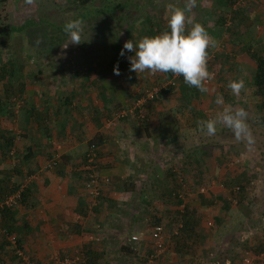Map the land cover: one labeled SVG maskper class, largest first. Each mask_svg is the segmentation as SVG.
<instances>
[{"label": "rangeland", "instance_id": "rangeland-1", "mask_svg": "<svg viewBox=\"0 0 264 264\" xmlns=\"http://www.w3.org/2000/svg\"><path fill=\"white\" fill-rule=\"evenodd\" d=\"M20 1L21 5H16V14L11 9L12 6L7 2H5L4 5H0V25L13 29L14 27H19L26 21L30 23L28 27L24 28L21 32L0 35V72L2 71L5 73L4 79L0 80V92L3 91V83L11 81L13 78H19V75L14 74L9 77V69L15 73V70H17L15 67L18 65L17 62L20 61L19 58L17 60L14 58L13 54L17 52L30 53L32 55L30 60L25 61L26 64L23 63V67H39L42 69L44 66H50L56 68L58 66L57 62H60L53 57L56 52L63 54V65L66 68L74 66L76 61L81 62V65H84V62L87 66V59L75 58V53H81L80 51L86 49V44L74 45L70 43L71 41L66 40L59 45L57 41V38L61 39L60 36L63 35L57 27L62 26L69 20L75 19V13H78L77 11H69L72 6L71 0H35V3L31 6L25 5L23 0ZM210 2L211 0H197V6L192 9L189 16L194 22L203 25L213 38L214 46L208 50V70L214 73V79L211 80L210 84L207 86L208 92L200 93L198 91L199 94L194 103L195 109L193 112L188 109L187 105H183V103L178 100L177 88L180 84L178 80L175 86L171 87L168 92L162 95L167 102L165 106L168 112L167 114L170 117V119L166 121V126L169 128L168 130L170 134L172 133L173 137L170 138L169 135L166 136V139L154 141L152 144L150 141V144L151 148L154 147L157 148V150H163L164 148L167 151V156L163 154L156 155L155 159L152 158L154 162L156 161L154 165L157 164L163 170H167V165L173 169L180 170L185 160L183 154L187 150L192 149V145L198 143V151L193 153L196 155H193L190 159L192 169H199L200 173H206V175L209 176L208 182H198L192 173L186 175L187 177L183 182L186 189H184V191L179 189L178 191L183 202L186 204L194 205L198 203V206H196L200 210V217L203 224L202 228L205 230L204 234L206 236L205 241L212 243V245H209L210 249H208V252L211 253L210 258L218 262L220 258L218 253L214 251L213 245L218 246L223 243L217 241L216 238L219 237L221 240L225 237L227 232L233 231L234 233H238L239 237L241 236V238H244L243 240H250V242L252 240L254 244V241L262 238L261 236L264 230V117L258 106L260 105V98L255 95L252 87L254 67L251 63L248 64L249 57L243 50L244 48L241 46L240 42L242 41L241 38L246 40L253 39L252 49L257 47L264 50V0H242L245 4L244 16L248 29L246 30L247 27L245 26H243L244 29H241L239 26L237 27L234 20V22L232 21V26H230L232 27V32L227 30V28L230 27H223L222 22L219 20V18L223 19L224 17L229 19V15L226 12L223 14L213 12L209 4ZM184 3L185 0H141L137 3L138 7L132 9L130 17L125 16L123 12L119 11L115 13L114 17L104 20L105 22L99 19L98 24L100 26L92 31H99L100 34L106 33L110 35V37H108L109 39L112 38L111 36H115L113 37L114 41L111 43L112 46L108 49L109 51L107 50L113 58L107 60L104 58L103 54L102 57L99 56L93 59L92 62L95 63V65L96 63L98 65L105 64L106 62L107 64L110 63L113 67L118 65V68L121 69L122 79L129 77L133 72L129 71L130 63L128 57L133 56L134 52L126 51L123 57L119 55L125 42L132 39L134 40V36L141 33L144 36H148V32L145 30L148 22L151 23L155 35L158 33H156L158 28L168 29L167 20L169 10L167 6L169 4H174L182 8ZM256 20L259 24H254ZM226 22L230 24V20ZM86 27L87 25L84 23V32L87 29ZM188 27H190V25ZM63 28L64 26L61 27L62 31ZM92 34L94 35V33ZM67 37L69 38V36ZM134 41H138V39ZM94 44L93 49H98L99 45L94 46ZM105 45L107 44H104V46ZM88 46L89 45H87V47ZM52 50L54 52H52ZM46 52H49L51 57H49L48 54L47 57L43 58ZM242 63L244 66H242ZM90 65H92V63H90ZM148 75V72L140 73L139 77L142 79L137 78V80L134 81L133 85H135V89H133L131 95L132 99L136 97L138 94L137 92L150 87L160 86L164 82V79H167L166 75L160 74L154 79ZM68 76L72 77V74L69 73ZM223 80H227V85L233 80H243L245 87L239 95H233L232 92H226L224 90ZM130 82L133 83V81ZM5 95L3 99L6 101L7 97L10 99L14 98L13 100L16 101H22L17 97L14 91H10L8 95ZM217 95H223L225 106L230 107L233 111L239 108L246 110L248 113L247 123L253 134L255 140L254 144L249 146L243 141H237L232 131L223 126H218L217 133L211 137L200 130L197 125L198 121L207 120L208 116L212 118L218 111L222 110L215 104ZM122 109L126 108L122 107ZM112 117H114V115ZM146 118L148 119V117ZM144 119V116L142 119L136 117L125 120V122L128 121V126L134 133L136 131L143 134L144 130H146L148 135L151 136V139L156 132L158 123L157 125L155 123L151 124V121L144 123ZM117 125H119V122H116L115 126ZM114 127L112 126V128ZM127 138V142L130 144L129 140L131 141L132 139L129 135H127L126 139ZM121 148L122 150L125 149L123 146ZM182 150H184L183 153ZM10 151L14 152V149ZM128 158L131 159V157ZM20 159V155H14L13 160L15 164H18L16 162L17 160L20 161ZM6 160H8V157H6L4 161ZM145 160L148 166V168H146L147 170L141 171L139 169V163L134 161L133 164H131L132 166H130L125 173H122L123 176L129 174L135 176L137 179L136 186L134 185L136 190L135 193L128 194L127 197V200H131V203H129L127 207H123V210L129 215V223L132 221L134 224L131 225L130 230H123V232L119 234L118 239L114 237L116 246H120L129 239L133 242V246H136L135 248L137 251L135 255L132 256L124 255L126 259H124L122 263L143 264L147 250L152 249L150 242L152 226H150L149 223H152V217L156 216L162 219L161 223L164 225L163 228L166 236L164 252L157 256L154 264H188L189 259H184L182 256L183 253L185 251H192V253H195V250L199 253L203 245H198V241L192 246L188 243H177L174 240L173 237L178 227V225L174 223L177 221V217L174 216V211L177 207L168 204L170 200L165 202L168 198H171V195L167 193L168 186L166 185L169 179L165 176V171H160L159 175L162 176L163 174L166 178L159 179V177H157L156 179H148V177L151 176L150 171L153 169H151L149 164V156H146ZM4 163L11 166L10 162ZM243 170L248 173L250 178L255 176L254 179H252V184L249 185L250 190L248 191L246 199L249 201L244 204L251 213L246 219L243 218L239 205L229 200L220 201L222 196L224 198H229L228 192L230 190L227 189L226 186H223V184L228 183L226 178L231 179L235 174ZM147 174L148 176H146ZM27 175L28 174L24 175L22 173L20 176L22 181L25 178L27 179ZM77 176L80 177L79 175ZM8 186V183L3 182L0 186V190L3 195L9 197L11 194ZM129 189L131 188L129 187ZM201 189L203 192L200 191ZM141 191L142 193H140ZM210 202L211 205H208ZM133 237L139 238L140 241L134 242V240H132ZM230 237H233V235L229 234V239L227 238L230 242L236 240V238L230 239ZM105 238L108 237L104 234L100 237L98 243L102 244ZM239 243L240 242L237 241V244ZM185 248L187 250H185ZM246 249L247 248H244V250ZM177 250H179V252ZM178 253L179 257H176ZM203 255L206 256L205 250L203 251ZM4 257L8 258V256ZM195 259L196 258L192 260L191 264H209L208 260L198 261V259H196L195 261ZM14 260L15 259H13V261ZM238 261L239 263H243L241 258H239ZM254 263L255 262H253V264Z\"/></svg>", "mask_w": 264, "mask_h": 264}, {"label": "crops", "instance_id": "crops-1", "mask_svg": "<svg viewBox=\"0 0 264 264\" xmlns=\"http://www.w3.org/2000/svg\"><path fill=\"white\" fill-rule=\"evenodd\" d=\"M6 2L12 6L11 9L16 14V5H21V1L7 0ZM97 6L96 3L91 4V9ZM60 37L61 39L57 38V41H70V37L64 38L62 35ZM108 37L110 35L100 34L99 31L83 32L80 44L91 43V47L86 46V49L80 51L81 53H75V58L87 59V66L84 62V65H81V62L76 61L74 66L66 68L63 65V54L56 52L55 56L52 55L60 61L57 62L56 68L23 67V63L26 64L25 61L30 60L32 55L24 52L13 54L14 58L16 60L19 58L20 61L17 62L15 73L9 69V77L14 74L19 75V78L6 82L9 87L7 93L2 84L0 102H6L3 98L10 91H14L22 101L7 97V103H9L7 107H0V137L2 135L11 137L13 146L11 149L20 156L25 154V148H30L34 154V164L32 166L27 163L19 164L18 160L16 162L18 164H15L14 158L4 161L5 158L1 156V152L6 150L0 151V186L3 182L8 183L9 192L16 189L13 194L19 190L22 192L24 188L28 190L22 203L10 209L11 218L4 219L0 214V230L10 226L13 232L11 236L16 239V247L22 256H17V249H14L11 244L0 240V264H52L56 257L65 254H78L85 260V264H123V260L126 259L123 254H119V246H116L114 237L118 239L123 230H130L131 225L134 224L132 221L129 223V215L123 210V207L129 205L126 203L129 193L103 186L100 197L96 199L88 197L82 182L76 179L79 175L81 158L88 141L96 134H100L102 145L99 148V175L111 178L120 175L125 177L126 175L123 176L122 172L125 173L134 161L139 163V169L143 171L148 168L146 156L151 157L152 154L167 156L164 148L157 150V148H151V144L154 141L166 139V136L170 135V138L173 136L172 133L165 131L166 121L170 117L167 114L165 106L167 102L163 96L161 100L148 105L143 115L140 114L145 118L144 123L149 121L152 122L151 124L158 123L151 139L146 130L143 134L130 130L128 121L125 122V120L136 118L135 116L119 121V125L114 128L105 126L106 121L116 111L122 107L127 108L132 103L134 81L141 78L140 74L133 72L129 77L122 79L120 68L119 75H116L110 63L95 65L92 62L103 54L107 60L113 58L108 49L112 46L115 36H111V39ZM142 37H144L142 33L135 35L134 40H140ZM96 41L100 45L104 43L108 46L101 45L98 49H93ZM48 54L49 52H46L43 58ZM49 57H51L50 54ZM250 63L254 67L253 61L248 59V64ZM242 66H244L243 63ZM253 69L255 71V67ZM69 73L72 77L68 76ZM226 81L223 80V88L226 92H231ZM125 135L126 137L129 135L132 139L129 140L130 144ZM116 143L125 149L117 148ZM52 153H58L61 156L58 167L52 171L43 172L41 167ZM3 161L10 162L11 166ZM166 167L170 168L168 165ZM28 169H34L35 172L32 174L34 176L31 180L25 178L26 180L22 181L20 176L22 173L26 175ZM158 169L166 171L158 166L155 172L159 171ZM157 177L166 178L163 174L160 176L157 173L148 179ZM168 183H166L167 186H169ZM227 200H229L228 197L222 196L220 201ZM228 233L233 235L230 239L236 238V240L233 242L227 240ZM104 234L108 238H105L102 244L98 243ZM243 239L233 231L227 232L221 240L219 237L216 238L223 243L218 246L213 245L214 251L220 258L218 262L210 258L211 253L208 249L212 243L209 241L202 249L200 248L199 253L194 249L195 253L185 251L182 256L184 259H189L188 264H191L194 258L198 261L208 260L209 264H243L239 263L238 259H242L245 252H248L253 259L252 264L253 262L264 264V251L255 257L248 249L253 245L252 240L250 242ZM237 241L240 243L237 244ZM246 247L247 249L244 250ZM204 250L206 256L203 255ZM176 257H179V253Z\"/></svg>", "mask_w": 264, "mask_h": 264}, {"label": "trees", "instance_id": "trees-1", "mask_svg": "<svg viewBox=\"0 0 264 264\" xmlns=\"http://www.w3.org/2000/svg\"><path fill=\"white\" fill-rule=\"evenodd\" d=\"M7 0H0V5H4L5 2ZM139 1L141 0H71L72 6L70 7L69 11H77L78 13L76 14V18L75 19H81L86 25H87V30H94L97 29V27H99L98 24V20L102 19L107 20L110 19L111 17L115 16L116 12H123L125 16H131V11L133 8L138 7ZM97 4V8L95 7V9H91V4ZM210 7L213 10V12H219V13H227L229 15V19H226L225 17L219 18V20L222 22L223 27H230L232 26L231 24L232 21L234 22L235 20V24L237 25V27L239 26L241 29H244L243 26L247 27L246 30L248 29V26L245 22V16H244V8H245V4L242 2V0H211L210 2ZM222 17V16H221ZM230 20V24L226 25V21ZM105 22V21H104ZM225 23V24H224ZM30 23L29 22H24L22 25H20L19 27H14L13 29H10L7 26H2L0 25V35H5L8 33H17V32H21L24 30V28L28 27ZM254 24H259V22L256 20L254 22ZM65 23L62 25L64 26ZM148 25V26H147ZM62 26H58L57 29L60 30L65 37H67L68 35L64 32V30H61ZM145 30L148 32V36H155L154 31L152 30V25L150 22H148L146 24V28ZM168 29L166 28H158L156 30L157 35L160 34L163 31H166ZM227 30L229 32H232V27L227 28ZM207 32L209 33V31L207 30ZM97 38V37H96ZM95 38V40H96ZM242 41L241 42V46L244 48L243 50L245 51V53L247 54V56L249 57V59H251L254 63V67H255V71L252 77V87L254 89V93L256 96H258L260 98V112L264 117V50L263 49H259L257 47H255L254 49H252L253 46V39H243L241 38ZM63 41H58V44L60 45V43H62ZM90 45L91 47V43L86 44ZM101 46L104 45V43H102L101 45L96 41L94 46ZM59 48V47H58ZM57 51V50H56ZM52 52H54L52 50ZM51 52V53H52ZM166 77L168 79H170L173 74L171 73H165ZM5 76L4 72H0V80H3ZM178 82H180L179 87L177 88V92H178V100L183 103V105H187L188 109H190L192 112L195 109V102L198 98V90L194 87H189L188 85H186L184 83L183 77L179 76L177 78ZM3 87H4V91L5 93H7V91H9V87L8 84L3 83ZM170 89V88H169ZM168 89V90H169ZM165 91L163 92L166 93L168 92ZM162 94V95H163ZM136 97L134 98V100L132 101L131 104H129V107H132ZM162 96L160 97L159 100H161ZM7 101L6 102H0V107L4 108L7 107ZM150 105L147 104L145 105V108ZM182 105V106H183ZM122 109V108H121ZM118 111H116L113 115H115ZM112 115V116H113ZM135 117L138 118V111H135L133 114ZM133 115H127L125 118H121L118 120L122 121L125 119L130 118V116ZM110 117V119H108L107 121H111L113 117ZM138 119H142V118H138ZM208 119V117H207ZM106 121V122H107ZM256 122H259L258 120H255ZM106 124V123H105ZM116 124V123H115ZM115 126V125H114ZM113 126V127H114ZM112 128V127H111ZM169 128H165V131L169 132L168 130ZM174 130V129H173ZM53 142L55 140H52ZM101 135L100 134H96L90 141H88L87 146H86V150L81 158L80 161V168L78 169V173L80 177H76V179L80 180L81 182H83V187L84 190L86 192V194L88 195V191L86 188V184L88 183V181L90 180V178L92 177L94 180H96V184H97V196L93 199H96L97 197H100V195H102V188L104 187H113L114 189H116L117 191H126L127 193L132 194L133 192L135 193V188L134 185L137 183V179L135 176L133 175H127L125 178H121L122 176H116L114 178L108 177V176H100L99 175V156H100V147L102 145L101 142ZM115 146L117 148L122 149L119 144H115ZM120 146V147H119ZM12 138L9 136H5L2 135L0 137V151H5L6 152H1V156L3 158H14L15 152L10 151L12 148ZM199 145L198 143H196L195 145H192V149L187 150L183 155L185 156V160L183 163V167L180 170H176L173 168H168L165 172V176L169 179V186H168V191L167 193H169L171 195V198L167 199L165 202H168V200H170L168 202V204H172L174 206L177 207V209L174 211V216L177 217V221H175L174 223H176L178 225L177 227V231L175 232V236L173 237L174 240L177 243H182L183 244H190L193 245L196 243V241H198V245H203L206 242L205 241V230H203V228L201 227V217H200V210L199 208H197L198 203L191 205V204H186L185 202H183L180 194H179V189L183 190L186 189L184 187V181L185 178L187 177L186 175H190V174H194V176L196 177V180L198 182L205 183L208 182L209 176L203 173H200V170H193L192 169V164H191V158L193 157V154L196 151H198ZM184 152V150H182V153ZM94 153L95 154V158L93 160L92 163L88 164V156L89 154ZM149 156V164L151 169H153L152 171H150V173H152L151 175H155V174H159V171L156 170L155 172V168L158 167V165H154L155 162L153 159H155V156L152 154L151 157ZM21 159V163H27L28 165H33L34 164V154L32 153L30 148H25V154L23 156H20ZM153 158V159H152ZM61 160V156L58 153H52L50 157H48L44 163L43 166H45L46 164H49L51 162H54V165L47 171H52L53 169H55L56 167H58L59 161ZM19 161V164H20ZM90 165V169H84L85 165ZM132 166V165H131ZM198 167V166H197ZM34 169H28L26 174H28L26 177L28 180H31V177H33L34 175H32L34 173ZM46 172V171H43ZM123 173V172H122ZM32 175V176H31ZM148 175V174H147ZM255 177V176H254ZM254 177L250 178L248 173L246 171H241L237 174H235L231 179L226 178L227 180V184H223V186H226L227 189H229L230 191L228 192V196H229V201L236 203L237 205H239L240 207V211L242 213V215L247 218L248 216H250V212L248 210V208L244 205L246 204V202H248L249 200L247 199L248 196V191L250 190V184H252V179H254ZM118 183V184H117ZM142 185V184H141ZM145 185V184H143ZM136 186V185H135ZM129 187L131 189H129ZM133 187V188H132ZM16 191V189L13 190V192L11 191L10 194L14 195L13 193ZM27 188H24L22 190V192L19 190V199L17 200V204L18 203H22L25 193H27ZM143 191V190H142ZM142 191L140 193H142ZM18 192H16L15 194H17ZM124 193V192H123ZM141 195V194H140ZM139 195V196H140ZM10 196V195H9ZM8 196L3 195L2 191L0 190V202H3ZM89 197V195H88ZM91 198V197H90ZM128 199V198H127ZM172 200V201H171ZM128 201V200H127ZM131 200H129L126 203H130ZM208 202V201H207ZM197 205V206H196ZM208 205H211V202L208 203ZM11 208L9 207H3L2 209H0V214L1 216L4 217V219H9L11 218ZM162 219L159 217H152V223H149L150 226L155 227V226H161L164 232V228H163V224L161 223ZM170 226V225H169ZM3 230H0L1 232H4L6 235L11 236L12 235V229L10 230V226H5L3 227ZM151 228V229H152ZM165 232H164V249H165ZM262 238L260 240H256L254 241V244L249 248L251 250V252L254 254V256H258L260 253H262L264 251V230L262 232ZM0 240H5L8 244L9 242L7 241L6 237H1ZM204 241V242H203ZM136 246H133V242H131L129 239L127 241H125L123 244H121L118 247L119 250V254H123L125 256H132L135 255V252L137 251ZM152 248V247H151ZM247 248V247H246ZM146 257L143 261V264H145L146 262V258H148L150 255H154L155 252L153 251V249L151 250H147L146 252ZM248 253V252H245ZM249 254V253H248ZM251 255V254H249ZM98 258V257H97ZM243 259V258H242Z\"/></svg>", "mask_w": 264, "mask_h": 264}, {"label": "clouds", "instance_id": "clouds-1", "mask_svg": "<svg viewBox=\"0 0 264 264\" xmlns=\"http://www.w3.org/2000/svg\"><path fill=\"white\" fill-rule=\"evenodd\" d=\"M23 2L31 6L35 0ZM196 6L197 0H185L182 8L169 4L168 30L155 36H144L138 41L132 39L125 42L119 55L123 57L126 51L134 52L133 56L128 57L129 71L137 74L171 73L182 76L186 85L196 88L200 93L208 92L207 83L214 79V73L208 70V50L214 46V41L206 28L189 16ZM63 30L70 37L71 44L79 45L82 42L84 22L81 19L69 20ZM114 74L119 75L118 65L114 67ZM227 87L233 95H239L245 83L243 80H233ZM215 104L222 110L212 118L198 121L200 130L211 137L217 133L218 126H223L232 131L237 141L249 146L254 144L246 110L239 108L233 111L225 106L223 95L216 96Z\"/></svg>", "mask_w": 264, "mask_h": 264}, {"label": "built area", "instance_id": "built-area-1", "mask_svg": "<svg viewBox=\"0 0 264 264\" xmlns=\"http://www.w3.org/2000/svg\"><path fill=\"white\" fill-rule=\"evenodd\" d=\"M226 25H229V23L226 22ZM149 74V73H148ZM164 75L165 73H156V74H149L148 76L151 78H156L158 75ZM179 76L173 75L170 79H164V82L160 86L150 87L145 90H141L137 92V98L135 99L132 107H128L126 109L119 110L111 121H107L105 126L110 128L115 125L116 122H118L119 119L125 118L127 115H133L135 111H138V118H142L141 115L144 113L145 105L152 104L156 101H159L160 97L162 96L163 92L167 91L169 88L176 85L177 78ZM210 84V81L207 83V86ZM141 114V115H140ZM210 117L208 116V119ZM95 158V154L91 153L88 156V164L92 163ZM85 165L84 169H90V165ZM54 165V162H51L49 164H46L45 166L41 167L42 171L49 170ZM86 188L88 191L89 197L92 199L97 196V184L96 180H94L92 177L86 184ZM203 192V190H200ZM19 199V192L17 194H14L8 198H6L3 202H0V209L3 207H9L12 208L17 204V200ZM6 237L9 244H11L14 249H17L16 247V239L13 236H8L4 232L0 231V238ZM132 240L134 242L140 241L139 238L133 237ZM150 242L152 245V249L155 252L154 255H150L148 258H146L145 264H154L156 261V258L159 254L164 252V232L161 226H155L151 229L150 232ZM17 256L21 257L22 254L17 249ZM243 264H252V257L245 253L243 256ZM52 264H85V260L78 254H65L59 257H56Z\"/></svg>", "mask_w": 264, "mask_h": 264}]
</instances>
